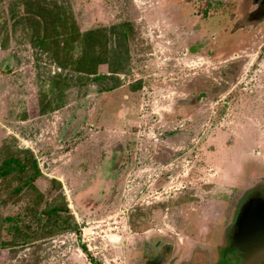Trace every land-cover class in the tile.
I'll use <instances>...</instances> for the list:
<instances>
[{
  "label": "rangeland",
  "instance_id": "obj_1",
  "mask_svg": "<svg viewBox=\"0 0 264 264\" xmlns=\"http://www.w3.org/2000/svg\"><path fill=\"white\" fill-rule=\"evenodd\" d=\"M210 1L71 0L82 31L127 22L129 58L46 114L42 82L61 69L30 46L0 48V147L34 151L48 207L64 197L79 228L0 249V264H141L143 249L177 238L188 253L236 171L264 162V39L221 41L229 17L217 6L198 16ZM92 229L90 254L81 235Z\"/></svg>",
  "mask_w": 264,
  "mask_h": 264
},
{
  "label": "trees",
  "instance_id": "obj_2",
  "mask_svg": "<svg viewBox=\"0 0 264 264\" xmlns=\"http://www.w3.org/2000/svg\"><path fill=\"white\" fill-rule=\"evenodd\" d=\"M131 38L127 22L82 31L71 0H0V48L30 46L62 71L42 82L47 89L40 92L41 114L60 109L65 94L97 78L101 65L111 74L121 71L128 62ZM43 178L34 151L0 147V206L24 205L14 214H3L0 208V249L79 231L64 197L48 207L47 195L36 185ZM56 185L53 182V188ZM90 261L100 264L92 257Z\"/></svg>",
  "mask_w": 264,
  "mask_h": 264
},
{
  "label": "flooded vegetation",
  "instance_id": "obj_3",
  "mask_svg": "<svg viewBox=\"0 0 264 264\" xmlns=\"http://www.w3.org/2000/svg\"><path fill=\"white\" fill-rule=\"evenodd\" d=\"M214 6L230 20L220 30L221 41L264 39V0L210 1L196 15L205 17ZM235 184L220 210L208 218L205 235L195 228L188 253L180 238L156 241L141 252V264H264V162L247 161L236 171Z\"/></svg>",
  "mask_w": 264,
  "mask_h": 264
},
{
  "label": "built area",
  "instance_id": "obj_4",
  "mask_svg": "<svg viewBox=\"0 0 264 264\" xmlns=\"http://www.w3.org/2000/svg\"><path fill=\"white\" fill-rule=\"evenodd\" d=\"M82 232H83L81 235L82 242L85 243L87 247V249L86 248L85 249L87 250L88 253L92 254L94 250L98 249L97 240L99 237V232L94 231V229H92L89 232H87L86 230H83Z\"/></svg>",
  "mask_w": 264,
  "mask_h": 264
}]
</instances>
